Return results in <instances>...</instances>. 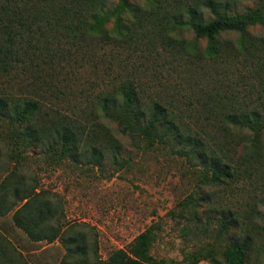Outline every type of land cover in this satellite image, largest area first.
I'll list each match as a JSON object with an SVG mask.
<instances>
[{"label": "trees", "instance_id": "trees-1", "mask_svg": "<svg viewBox=\"0 0 264 264\" xmlns=\"http://www.w3.org/2000/svg\"><path fill=\"white\" fill-rule=\"evenodd\" d=\"M237 1L0 0L2 75L40 77L84 50L97 54L109 49L118 59L140 62L132 63L133 68L163 58L172 65L191 63L192 77L171 93L166 88L164 98L153 99L135 70L133 77L101 91L89 110L72 115L45 110L37 98L0 96V139L12 166L0 177V217L12 214L14 225L32 242L60 240L67 248L61 264H248L264 259L261 225L253 214L246 218L229 210L222 213L219 228L209 231L213 242L182 260L151 254L156 225L127 249H114L101 260L98 240L84 229H73L87 225L62 223L58 196L42 187L27 161L38 149L40 161L49 166H100L109 154L118 163L122 135L138 147L186 154L200 166L199 181L210 188L264 187V36L250 33L264 24V0L230 13ZM183 109L195 112L194 125L182 118ZM189 200L180 205L197 221L201 204L195 197ZM260 202L256 212L262 220L263 197ZM233 233L240 236L232 238Z\"/></svg>", "mask_w": 264, "mask_h": 264}, {"label": "rangeland", "instance_id": "rangeland-1", "mask_svg": "<svg viewBox=\"0 0 264 264\" xmlns=\"http://www.w3.org/2000/svg\"><path fill=\"white\" fill-rule=\"evenodd\" d=\"M259 4L260 0H238L230 13H242ZM250 33L264 36V24L250 28ZM185 37L192 40L193 34L187 32ZM205 43L202 41L203 46ZM132 63L140 62H129L126 57L118 59L109 49L97 54L84 50L63 67L42 71L40 77L34 73L0 74V96L37 98L42 100L45 110L53 108L72 115L89 110L101 91L111 83L133 77L135 70L140 71L136 78L140 76L142 83L147 84L153 99L164 98L166 88L171 93L192 80L191 63L182 60L172 65L163 58L135 68ZM184 111L182 118L194 125L195 110L193 114ZM111 128L117 130L115 124ZM3 130L1 126L0 132ZM243 136L251 138L249 133ZM119 138L122 151L118 163L109 154L100 166L83 163L77 167L69 162L49 166L40 161L38 149L27 158L42 187L58 196L64 212L62 223L66 227L86 224L73 229H84L90 239L98 240L101 260L107 259L114 249H127L152 225H156L157 240L151 254L166 261L182 260L185 254L213 242L209 231L219 228L222 213L229 210L246 218L247 213L253 214L264 234V219L260 220L256 212L260 198H264V187H246L243 191L210 188L199 181L196 172L200 166L186 154L152 151L143 145L138 147L129 137L119 135ZM11 167L7 147L0 139V177ZM189 197L197 198L201 204L197 221H191L180 205L189 202ZM239 236L231 235L235 239ZM66 253L67 248L60 240L32 242L14 225L12 214L0 217V264H61ZM200 264L211 262L204 260ZM248 264H264V259Z\"/></svg>", "mask_w": 264, "mask_h": 264}]
</instances>
